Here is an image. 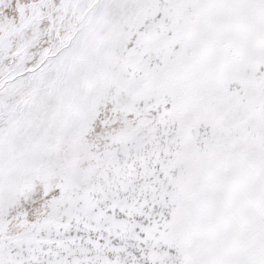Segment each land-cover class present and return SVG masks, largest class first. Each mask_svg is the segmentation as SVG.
<instances>
[{
	"label": "snow or ice",
	"instance_id": "1",
	"mask_svg": "<svg viewBox=\"0 0 264 264\" xmlns=\"http://www.w3.org/2000/svg\"><path fill=\"white\" fill-rule=\"evenodd\" d=\"M0 264H264V0H0Z\"/></svg>",
	"mask_w": 264,
	"mask_h": 264
}]
</instances>
